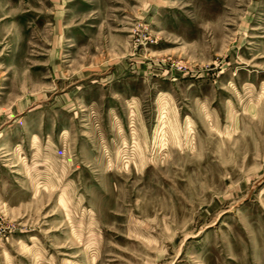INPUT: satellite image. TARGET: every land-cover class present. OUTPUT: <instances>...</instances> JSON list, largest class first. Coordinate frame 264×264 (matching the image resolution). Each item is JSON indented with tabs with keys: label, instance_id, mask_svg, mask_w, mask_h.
Segmentation results:
<instances>
[{
	"label": "rangeland",
	"instance_id": "obj_1",
	"mask_svg": "<svg viewBox=\"0 0 264 264\" xmlns=\"http://www.w3.org/2000/svg\"><path fill=\"white\" fill-rule=\"evenodd\" d=\"M0 264H264V0H0Z\"/></svg>",
	"mask_w": 264,
	"mask_h": 264
}]
</instances>
